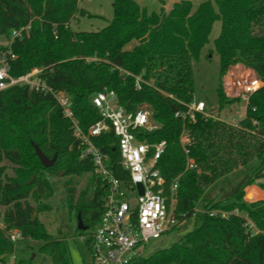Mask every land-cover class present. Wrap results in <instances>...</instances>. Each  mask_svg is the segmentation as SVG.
Instances as JSON below:
<instances>
[{
	"label": "trees",
	"instance_id": "1",
	"mask_svg": "<svg viewBox=\"0 0 264 264\" xmlns=\"http://www.w3.org/2000/svg\"><path fill=\"white\" fill-rule=\"evenodd\" d=\"M78 14H87L79 0H0V36L10 41L0 46V56H15L9 59L10 76L41 70L38 76L47 88L70 98L84 132L100 119L92 103L98 93L113 91L119 105L130 112L148 108L157 128L143 132L140 139L152 145L166 142L157 166L167 194L178 178L179 222L196 215V205L216 181L253 162L257 165L246 186L264 190V0H203L195 10L192 0H177L171 9L159 12H149L135 0H114L112 20L97 32L72 30L70 23ZM216 21L221 22L214 42L219 108L241 100L227 97L223 89L222 79L231 67L253 70L263 83L236 126L202 114H196L195 122L175 116L186 112L195 98L194 64ZM26 26L28 34L12 40V31ZM93 141L109 155L114 175L127 182L112 131ZM35 146L49 159L56 156L52 167L41 164ZM81 152L53 94L27 85L0 91V264H7L11 255L16 264H74L67 239L47 232L39 219L51 209L41 202L51 196V178L61 172L68 178L63 182L67 206L76 218L81 216L86 230L79 232L88 246L87 238L103 214L105 192L92 160L82 159ZM188 159L193 169L186 170ZM8 169L14 176H7ZM85 176L87 185L76 197L73 178ZM248 194L251 203L244 201V188L230 201L206 200L199 226L172 246L139 255L128 264H264V201L258 200L264 193ZM212 210L228 216H210ZM236 212L244 213L253 226ZM11 230L22 236L16 246Z\"/></svg>",
	"mask_w": 264,
	"mask_h": 264
},
{
	"label": "built area",
	"instance_id": "2",
	"mask_svg": "<svg viewBox=\"0 0 264 264\" xmlns=\"http://www.w3.org/2000/svg\"><path fill=\"white\" fill-rule=\"evenodd\" d=\"M29 28L26 26L13 30L12 40L28 34ZM10 58H15L10 52L0 56V91L27 85L30 89L53 94L65 118L72 124L74 136L82 151L81 158L92 160L94 174L102 182L105 192L102 199L104 210L96 230L87 238L92 255L89 264H128L141 255L138 253L139 248L185 222H179L176 215L178 178L173 181L167 194L166 180L157 166L165 152L166 142L152 145L140 139L143 132H152L157 128L150 111L138 108L137 111L130 112L119 105L113 91L98 93L92 98V103L98 110L100 119L84 132L74 115L70 98L47 88L38 76L41 72L39 69L21 77L10 76ZM225 78L229 89L237 91L238 98L246 104L250 96L263 85L253 70L240 65L231 67ZM136 87L140 89L139 78L136 80ZM196 114L215 118L208 113L206 104L195 98L187 105L186 112H177L175 116L195 122ZM110 131L117 138L120 166L129 175L127 182L114 175L109 168V155L103 153L93 141ZM187 141V137L183 135L181 143L185 144ZM194 167L192 160L188 159L186 170ZM138 184H141L143 194L140 193ZM209 215L226 218L228 213L212 210ZM9 237L15 246L22 238L18 230H11ZM8 261L16 264V256L11 255Z\"/></svg>",
	"mask_w": 264,
	"mask_h": 264
},
{
	"label": "rangeland",
	"instance_id": "3",
	"mask_svg": "<svg viewBox=\"0 0 264 264\" xmlns=\"http://www.w3.org/2000/svg\"><path fill=\"white\" fill-rule=\"evenodd\" d=\"M135 1H137L140 5L146 6L149 12H159L162 6L161 1L171 3L173 0ZM202 1L203 0H192L193 9L195 10ZM113 3L114 0L80 1L79 7L85 10L87 14L85 16H80V14H78V16L70 23L71 29L75 31L80 30L97 32L105 28L113 18ZM220 30L221 22L216 21L213 24L212 31L209 36V43L202 50L199 62L194 64L193 73L195 99L197 101H203L207 106L208 113H210L215 118H218L219 120L224 121L227 124L235 125L245 117L248 104L240 100L234 104L225 106L223 109L219 108L218 99L216 96V89L219 83V55L215 49L214 42L216 38H218ZM9 44L10 41L7 38L0 36V46H8ZM222 83L224 92L228 93L226 94L227 97L238 98V92L234 91L233 89H229L225 77H223ZM141 108L150 111L146 107ZM4 164H6L8 167H11L8 162H4ZM256 165L257 164L253 162L246 167L234 170L225 178L216 181L207 190L203 198L196 205V215L193 218L186 220L185 223L179 225L173 231L164 234L159 239L151 240L149 243L139 248L138 253L143 256H151L155 252L164 248H168L174 243L179 242L186 232L200 225L201 220L199 216L204 212L206 200L220 202L232 200L234 198L233 193L236 190L241 191L246 186L250 176L256 168ZM6 174L7 176H14V172L11 169H8ZM63 177L64 175L59 177H50L51 184L54 188L53 193L48 199L42 200L41 203L50 205L51 209L40 213L39 219L45 225L47 232L54 235L55 237H65L67 239L74 264H89L92 258L91 251L87 246L86 240L84 239L83 235H81L79 229L77 228L78 222L75 212H70L67 206L63 182L68 178ZM73 181L77 189L76 197H78L86 187L88 179L87 176H85L83 178H73ZM256 186L259 187L258 185ZM257 191L259 190L255 187L244 191V201L247 203L253 202L249 201L250 194L248 193L252 192L253 194H255ZM261 200L264 201V198ZM236 213L244 218H247V216L242 212ZM247 221L251 225H253L248 218ZM0 226H3L1 220ZM254 230L256 231L255 226ZM7 263L11 264L8 260Z\"/></svg>",
	"mask_w": 264,
	"mask_h": 264
},
{
	"label": "water",
	"instance_id": "4",
	"mask_svg": "<svg viewBox=\"0 0 264 264\" xmlns=\"http://www.w3.org/2000/svg\"><path fill=\"white\" fill-rule=\"evenodd\" d=\"M135 46H133L132 48H134ZM35 151H36V154L41 162V164L45 167V168H50L52 167L54 164H55V161H56V156L53 158V159H49L40 149L39 147L35 146ZM64 173L61 172L60 173V176H62ZM36 177H34L30 182H32ZM139 190H140V193L143 194V188L141 186V184H138L137 185ZM77 222H78V229L80 231H85L86 230V227L83 225V222H82V219H81V216L78 215L77 217Z\"/></svg>",
	"mask_w": 264,
	"mask_h": 264
},
{
	"label": "crops",
	"instance_id": "5",
	"mask_svg": "<svg viewBox=\"0 0 264 264\" xmlns=\"http://www.w3.org/2000/svg\"><path fill=\"white\" fill-rule=\"evenodd\" d=\"M177 0H173L171 3H166V2H164V1H161V4H162V6H161V8H164L165 10H169V9H171V7L173 6V4L176 2ZM143 6V5H142ZM146 7V6H145ZM160 8V9H161ZM80 9H81V7H80ZM257 188L259 191H261V192H263L264 193V190H261L259 187H257L256 185H252V186H245L244 187V191H247L248 189H250V188ZM236 192V191H235ZM234 192V193H235ZM233 193V194H234ZM261 199H263V198H260V200ZM185 223V222H184Z\"/></svg>",
	"mask_w": 264,
	"mask_h": 264
}]
</instances>
